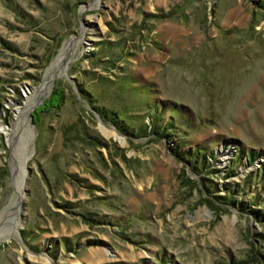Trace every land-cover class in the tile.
<instances>
[{
	"label": "rangeland",
	"instance_id": "374dc122",
	"mask_svg": "<svg viewBox=\"0 0 264 264\" xmlns=\"http://www.w3.org/2000/svg\"><path fill=\"white\" fill-rule=\"evenodd\" d=\"M260 2L0 0V264H264Z\"/></svg>",
	"mask_w": 264,
	"mask_h": 264
},
{
	"label": "bare ground",
	"instance_id": "6f19581e",
	"mask_svg": "<svg viewBox=\"0 0 264 264\" xmlns=\"http://www.w3.org/2000/svg\"><path fill=\"white\" fill-rule=\"evenodd\" d=\"M75 41H76L75 43H77V40H75ZM75 50H76L75 49V46H73L72 43L65 44V46L63 47L62 54H61L58 62L54 65L55 67L58 68V70L52 68V70H50L47 73L48 75L46 77L45 82L43 83V90L39 94L37 93L38 95L35 97V99L29 100L24 108H17L16 109L18 118H20L25 113V110L30 109L31 107L35 106L37 103H39L40 101H42L47 96V94L50 91V88H51V84H52L53 79L55 77H57L58 73H61L62 71H64L66 69V66H68L67 65L68 62L75 55L74 54L75 53ZM33 91L34 90H31V93ZM102 129H103V131L105 133L110 134L109 133L110 130L105 129L104 127H102ZM4 132H5V135H6V137H7L8 140H10L11 138H13V134H12V130L11 129L4 128ZM110 132L113 133V134H115V131L114 130H112ZM13 161H11L12 167H13V169H16L19 162H17V161L15 162L14 161V163H15L14 164ZM20 165H22V168H24L25 162H22ZM23 187H24V184L22 186L18 184V188H17V202H18L19 205H20V202H22L24 200V197H23ZM20 206L14 212V215H12V220H11L12 223H11L10 229L6 230V232H4V235L3 234L0 235V241L5 240V239H10L12 236H16L17 233H18V231L21 229L22 223H23L22 222V218H23L22 217V214L24 212H23V210H22V208ZM46 261L49 262L47 259H46Z\"/></svg>",
	"mask_w": 264,
	"mask_h": 264
},
{
	"label": "trees",
	"instance_id": "16d2710c",
	"mask_svg": "<svg viewBox=\"0 0 264 264\" xmlns=\"http://www.w3.org/2000/svg\"><path fill=\"white\" fill-rule=\"evenodd\" d=\"M259 6H260L261 8H264V0H261ZM153 130H154V129H153ZM219 197H220V196H217L216 198H219Z\"/></svg>",
	"mask_w": 264,
	"mask_h": 264
},
{
	"label": "water",
	"instance_id": "95a60500",
	"mask_svg": "<svg viewBox=\"0 0 264 264\" xmlns=\"http://www.w3.org/2000/svg\"><path fill=\"white\" fill-rule=\"evenodd\" d=\"M14 157V156H13ZM25 164H26V162H25ZM26 171H29V167H26ZM25 180H26V178H25Z\"/></svg>",
	"mask_w": 264,
	"mask_h": 264
},
{
	"label": "built area",
	"instance_id": "2783aa9c",
	"mask_svg": "<svg viewBox=\"0 0 264 264\" xmlns=\"http://www.w3.org/2000/svg\"><path fill=\"white\" fill-rule=\"evenodd\" d=\"M230 154V153H229Z\"/></svg>",
	"mask_w": 264,
	"mask_h": 264
}]
</instances>
